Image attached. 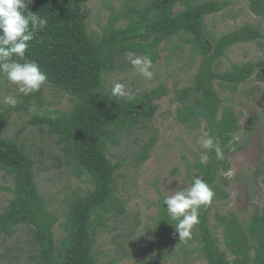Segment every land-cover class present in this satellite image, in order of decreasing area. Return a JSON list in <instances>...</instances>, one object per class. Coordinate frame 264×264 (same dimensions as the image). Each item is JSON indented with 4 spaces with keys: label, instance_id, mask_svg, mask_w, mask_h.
I'll return each mask as SVG.
<instances>
[{
    "label": "trees",
    "instance_id": "1",
    "mask_svg": "<svg viewBox=\"0 0 264 264\" xmlns=\"http://www.w3.org/2000/svg\"><path fill=\"white\" fill-rule=\"evenodd\" d=\"M243 1L261 22L245 23L214 38L208 34L207 18L231 8L235 0H125L120 10H112L101 34L89 32L85 0H30L28 10L47 23L30 42L26 58L37 63L46 82L71 98L72 104L67 110L46 108L41 88L26 98L35 103L31 108L21 105L9 113L32 112L29 125L58 138L57 145L64 156L60 166L75 164L79 169L75 175L85 177L84 182L92 190L78 195L60 223V216L49 211L39 192L34 159L19 144L18 137L0 136V170L12 177L14 185V189H6L13 199L0 213V240L26 226L31 234L29 243L37 248L33 260L38 264H101L97 233L108 227L110 215L117 218L113 215L124 214L116 186L122 164L112 163L110 148L120 145L122 135L151 124L159 110L156 102L170 95L165 85H159L134 93L132 101L112 100L106 81L126 53L148 56L154 66L160 60L161 46L184 36L200 63L192 85L175 90V100L180 103L176 120L187 127H204L205 134L219 141L225 158L217 160L215 152L210 151L206 165L198 157L188 166V183L198 176L215 193L212 203L200 210L192 238L186 243L179 241L167 220L162 196L152 232L169 253L180 243L178 249L185 259L197 256L206 264H264V210L256 209L245 225L233 213L216 214V225L210 224L213 204L223 198L219 194L227 197L218 181L231 169L230 156L243 149L237 140L242 130L240 117L226 105L232 101L230 96L224 98L222 94H236L251 80L264 84V68L254 62L233 65L223 72L217 69L230 49L264 40V0ZM155 142L156 138L151 137L141 148L139 162L150 158ZM260 178L264 179V162L256 171V179ZM57 226L63 232L60 240L55 232ZM220 233L224 249L217 237ZM189 245L193 246L187 250ZM141 264L158 263L152 260Z\"/></svg>",
    "mask_w": 264,
    "mask_h": 264
},
{
    "label": "rangeland",
    "instance_id": "2",
    "mask_svg": "<svg viewBox=\"0 0 264 264\" xmlns=\"http://www.w3.org/2000/svg\"><path fill=\"white\" fill-rule=\"evenodd\" d=\"M124 1L85 0L84 15L89 32L101 34L112 10H120ZM260 22L261 19L251 12L246 1L235 0L231 8L208 17L206 25L208 34L219 38L245 23L258 25ZM248 62L264 68V40L230 49L217 69L223 72L233 65ZM199 63L200 59L193 54L191 45L181 36L161 46L160 60L152 69L153 79L142 78L125 57L106 81L109 95L114 82L124 83L133 94L165 85L170 95L156 102L159 110L151 124L137 128L130 135H122L120 145L110 148L109 159L114 164H122L116 186L117 198L124 205V214H114L117 218L110 215L108 227L97 233L96 249L100 253L98 259L101 264H141L142 261L152 260L158 264H206L197 256L185 259L178 249L180 243L173 253H169L164 249V243L152 232L153 218L159 213L157 203L160 196L181 185H188V166L204 154V149L197 143L198 138L205 135L204 127H187L176 120L180 103L175 100V90L192 85ZM42 89L46 108L67 110L71 107V98L47 82ZM8 96L16 99L15 106L5 102ZM29 96L18 93L16 87L9 84L6 75L0 74V136L18 137L19 144L34 159L39 192L47 202L49 211L60 216L62 223L70 211V204L78 195H85L92 190V186L84 182L85 177L75 175L79 170L75 164L60 166L64 156L57 145L58 138L30 126L32 112L9 113L11 108L21 105L31 108L35 103L26 101ZM222 96H230L232 101L226 105L234 108L240 117L242 130L237 140L243 149L229 158L233 172L231 178H226L224 173L218 181L220 190L226 192L227 197L219 194L224 199L213 204L210 224L216 225V214L227 216L233 213L245 225L256 209L264 210V179H256L257 168L264 162V84L251 80L242 85L236 94ZM111 99L117 100L114 97ZM151 137H155L156 142L150 158L139 162L137 155ZM7 188L14 189L13 179L0 170V213L13 199ZM55 232L60 240L62 228L57 226ZM217 237L224 249L221 233ZM30 240V230L26 226L17 228L12 237L0 240V264H38V261L33 260L37 248L29 243ZM192 246L189 245L187 250ZM160 257L167 259L163 261Z\"/></svg>",
    "mask_w": 264,
    "mask_h": 264
},
{
    "label": "clouds",
    "instance_id": "3",
    "mask_svg": "<svg viewBox=\"0 0 264 264\" xmlns=\"http://www.w3.org/2000/svg\"><path fill=\"white\" fill-rule=\"evenodd\" d=\"M29 3L30 0H0V74H5L9 84L14 85L18 93L24 96L39 91L47 79L37 63L26 58L30 42L47 23L45 18L28 10ZM126 59L142 78L153 79V63L148 56L128 52ZM110 97L118 101H132L135 98L126 85L120 82L112 84ZM5 102L15 106L16 99L8 96ZM197 143L205 150V154L200 157L201 164H207V152L210 151L215 152L217 160L225 158L219 141L211 135L201 136ZM232 175L231 169L225 173L226 178ZM214 195L208 183L198 176L193 177L190 184L162 194L167 220L174 226L180 242L186 243L192 238L193 229L199 223L200 210L212 203Z\"/></svg>",
    "mask_w": 264,
    "mask_h": 264
}]
</instances>
